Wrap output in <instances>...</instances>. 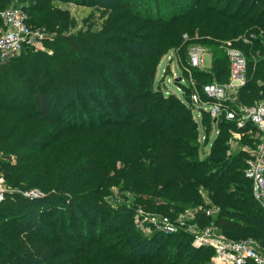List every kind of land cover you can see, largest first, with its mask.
I'll use <instances>...</instances> for the list:
<instances>
[{"label":"trees","instance_id":"trees-1","mask_svg":"<svg viewBox=\"0 0 264 264\" xmlns=\"http://www.w3.org/2000/svg\"><path fill=\"white\" fill-rule=\"evenodd\" d=\"M58 3L94 10L78 27ZM19 4L53 51L26 46L0 61V165L18 188L0 202V264H212L185 227L145 234L140 207L175 217L215 205L197 219L264 251L251 154L239 148L257 138H234L221 117L206 152L190 89L156 83L163 57L172 50L188 66L193 44L212 55L191 68L197 86L226 83L233 46L248 66L239 102L263 99L264 0H0V10ZM203 114L210 139L216 124ZM32 188L43 196L23 195Z\"/></svg>","mask_w":264,"mask_h":264},{"label":"built area","instance_id":"built-area-1","mask_svg":"<svg viewBox=\"0 0 264 264\" xmlns=\"http://www.w3.org/2000/svg\"><path fill=\"white\" fill-rule=\"evenodd\" d=\"M0 17L4 23L0 33V61L4 62L19 55L26 46H29L32 38L39 34V30L28 24V14L22 6L11 5L2 9ZM206 52L208 49L204 46L191 45L188 49L187 67L189 69L193 67L208 68L204 65ZM226 53L230 60L228 82L215 81L204 84L200 89L193 78H189L188 81L181 77L180 90L190 89L189 104L194 111H200V116L204 110L209 112L214 120L216 119V122L214 121L216 125L221 117L233 122L238 129L233 133L234 138L238 139L246 135L249 130L250 136L257 138L254 154L252 153V156L247 160L246 176L253 181L254 196L264 208V98L251 105L239 102L238 91L248 78L247 58L240 49L233 46H228ZM210 145H207V148H210ZM7 191L4 187V177L0 176V202L4 200ZM25 195L39 198L43 196V193L38 190H30L26 191ZM218 209L215 205L209 206V208H196L193 209V212L179 214L177 220L169 215L145 212H142L140 218L145 219L151 225L150 233L171 234L177 232L179 227L184 226L193 234L195 247L212 249V264H264V251H261L251 239L236 240L221 237L214 231L215 225L213 224L201 228L197 222L188 223L195 221L197 218L195 213L199 211L213 215L218 212Z\"/></svg>","mask_w":264,"mask_h":264},{"label":"rangeland","instance_id":"rangeland-1","mask_svg":"<svg viewBox=\"0 0 264 264\" xmlns=\"http://www.w3.org/2000/svg\"><path fill=\"white\" fill-rule=\"evenodd\" d=\"M59 6L65 8V9H69L72 16H74L76 19H77V23H78V27H81L84 23V20L86 18H88V16L93 12V8L91 7H87V6H81V5H77V4H74V3H58ZM21 4H19L18 6H20ZM97 16H99L97 14ZM38 29V28H37ZM42 32L39 31V34L38 35H35L33 38H32V42L30 43L29 45V51L28 52H40V51H46V52H51L53 51L51 48H49L47 45H45L41 38H42ZM185 61L184 57H182V61L181 59H179L178 55H176V52L174 51H170L168 52L164 57L163 59L161 60L159 66H158V73H157V77H156V83L161 87L163 88L166 92H169V91H174L176 93H178L179 95H182L184 96L185 94V90L183 89L182 91L180 90L181 88V85L178 81V78L181 79L182 76L185 77V79L187 78H193L194 80L195 79V76L194 74L192 73V70L189 69L186 65H182L183 62ZM211 62H212V55L210 52H206L205 55H204V65L206 67H210L211 66ZM1 76V75H0ZM202 79L201 80H206L205 78L201 77ZM212 80V79H210ZM195 114H194V117L198 120L199 122V128H200V131H201V136H200V140L202 142V145H204L203 149L206 151V152H209V149L210 148H207V145H205L208 140H209V143L212 142V140L217 136V132L219 131L220 132V128L219 126H215L212 130H211V133L209 135L210 139H208V134H207V131L205 130V128L203 127V122H202V119L204 118V114L202 112L201 116H200V111L199 110H195L194 111ZM211 115V114H210ZM250 130L248 133H246L245 136H250ZM242 139V137H240ZM240 138H238L240 140ZM238 143V142H237ZM237 143H236V146H237ZM256 146V144L254 143H245L243 144L242 147H239V148H243L245 152L251 154L252 156V153L254 154V151L256 148H254ZM244 152V153H245ZM246 154V153H245ZM249 159V156L247 157V160ZM6 169H2L1 168V165H0V176H3L4 173H5ZM3 174V175H2ZM4 177V176H3ZM4 187H6L7 190H10V191H14L16 189H18L17 187L15 186H12L8 183L7 181V178L4 177ZM30 190H38L39 192H41L39 189L37 188H32V189H27V190H21L23 192V195H25V192L26 191H30ZM28 198H31L29 196H26ZM206 201L210 202L209 200V197H206ZM198 208L200 207H206L204 205H201V206H197ZM264 210V208H263ZM142 212H145V213H154V214H159V215H163L162 213H158L156 211H153V210H149V209H146V208H139V210H137V212H135V222L136 224L139 226L140 229H142V231L145 233V234H150V230H151V225L148 224V222L143 219V218H140V215L142 214ZM188 211L184 212L183 214H187ZM181 214V213H180ZM165 215H168V214H165ZM171 216V215H169ZM179 216V215H178ZM174 220H177V216L173 217L171 216ZM140 221V222H139ZM194 222H197L199 226H201V228L203 227H206L207 225L202 223V221L198 218L195 219V221H189L188 223H194ZM187 223V224H188ZM201 223V224H200ZM181 227H184V226H181ZM181 227H179V230L181 229ZM214 231L217 232L218 236H221V237H225V238H229V239H232L231 237L227 236L221 228L219 227H214ZM243 239H250V238H243ZM236 240H239V239H236ZM210 263H211V258H210Z\"/></svg>","mask_w":264,"mask_h":264},{"label":"water","instance_id":"water-1","mask_svg":"<svg viewBox=\"0 0 264 264\" xmlns=\"http://www.w3.org/2000/svg\"><path fill=\"white\" fill-rule=\"evenodd\" d=\"M178 81H180V78H178ZM214 121L216 122V119Z\"/></svg>","mask_w":264,"mask_h":264}]
</instances>
